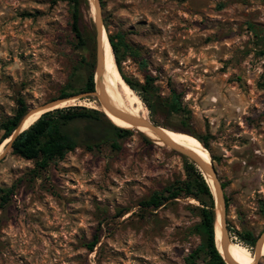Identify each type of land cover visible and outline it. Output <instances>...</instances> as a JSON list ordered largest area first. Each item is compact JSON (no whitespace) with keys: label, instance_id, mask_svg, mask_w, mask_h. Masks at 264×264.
<instances>
[{"label":"rangeland","instance_id":"rangeland-1","mask_svg":"<svg viewBox=\"0 0 264 264\" xmlns=\"http://www.w3.org/2000/svg\"><path fill=\"white\" fill-rule=\"evenodd\" d=\"M99 1L103 31L122 40V72L139 82L151 75L163 97L176 90L190 110V128L206 141L225 183L230 241L242 244L233 230L258 237L264 231V0ZM90 5H82L80 20L88 53L77 47L68 0H0V121L14 114L19 97L27 116L57 100L72 73L83 76L81 56L91 54L95 69ZM82 100L101 103L95 96ZM147 115L189 134L177 117H152L148 108ZM7 143L0 146V264H185L200 244L195 198L157 209L140 205L185 179L189 159L138 129L119 139L117 149L109 142L91 151L78 146L40 172ZM197 256L201 264L205 254ZM257 262L264 264L263 256Z\"/></svg>","mask_w":264,"mask_h":264},{"label":"trees","instance_id":"trees-1","mask_svg":"<svg viewBox=\"0 0 264 264\" xmlns=\"http://www.w3.org/2000/svg\"><path fill=\"white\" fill-rule=\"evenodd\" d=\"M68 3L71 7V29L77 39V47L89 53V37L80 27L81 9L86 0H68ZM108 40L122 78L131 86L130 88L137 92L152 117L154 114H160L163 117H177L180 125L187 127L189 129L187 130L188 133L195 136L205 148H208L203 137L191 130L190 110L183 103L180 93L172 90L168 96L163 97L157 86L154 85L151 75L145 74L143 82L126 76L120 69L118 60V43L122 44V40L120 38L118 42H115L111 35H108ZM91 59V54L90 60H87L84 55L81 56L79 68L85 69L83 76L78 78L72 73V77L69 78L58 98L68 97L83 91H93L95 86L93 76L95 75L94 61ZM29 113L30 110L24 99L21 97L17 98L14 114L0 121V145L7 138L11 139L9 138L10 134L18 124L21 126ZM152 121L159 124L153 118ZM132 131L131 128L117 125L99 109L70 105L41 114L40 117L11 140L10 149L12 154L26 160H32L34 162L33 170L40 172L46 169L51 162L63 159L67 152L74 150L78 146L91 151L94 148H98L102 143L109 142L113 148L117 149L119 148L118 140L126 138ZM184 168L185 179L174 181L164 188L162 192H153L148 198L140 201V205L149 209H157L168 200H174L179 197L195 198L199 203L195 208L200 218V222L196 225L200 244L196 250L188 254L185 258V264H199L197 263V254L200 251L205 254V259L202 260L201 264H227L216 243V219L211 187L203 178L204 174L202 175L195 164L185 160ZM221 186L224 188L225 183H221ZM6 197L7 195L2 200H5ZM224 199L227 206L228 198L224 197ZM228 231L231 232L229 226ZM233 232L244 246L251 249L254 248L257 236L252 231L233 230ZM95 243L96 240H93L89 244L91 250Z\"/></svg>","mask_w":264,"mask_h":264},{"label":"bare ground","instance_id":"bare-ground-1","mask_svg":"<svg viewBox=\"0 0 264 264\" xmlns=\"http://www.w3.org/2000/svg\"><path fill=\"white\" fill-rule=\"evenodd\" d=\"M90 4V10L92 14H94V6L92 0H90ZM99 40L102 48V56L101 68L95 73V90L90 94H78L69 97L58 98L57 100L46 104L45 106L41 107L37 112L27 116L23 120L21 126H18V130L16 129L14 134L26 128L29 124H31L38 117H40V115L44 112L74 104L92 105L94 107L102 109L103 111L116 117L119 121L122 122H117L114 118L110 116L114 123L125 127H129L130 124L118 117V115L115 114L114 110L117 109L119 111L126 112L130 115L142 119L148 118L147 108L145 107V105H143V102L137 95V93L132 88H130L131 86H129L124 81L122 75L118 70V64L116 65V59L114 58V54L109 43L107 33L105 31L101 30ZM88 95L97 97L98 100L101 101V103L91 102L90 100H82L85 99V96ZM138 130L152 138V140L156 143L163 144L149 128L139 126ZM161 131L169 140L194 151L199 156H201L206 163H209L210 152L207 148L202 145V143L196 137L192 136L191 134L169 130L163 127H161ZM14 134L9 137L11 139L7 138V140H5L4 143H2L1 145L7 142L10 143ZM202 171L203 173H206L207 177H205V179L211 187V190L214 192V180L212 176L204 170ZM221 218L222 216L220 213V209L217 207L215 220L216 243L224 259L230 264H255V258L253 256L254 253L252 254L246 246L230 241L228 235L224 233ZM260 254L264 255V239L262 242Z\"/></svg>","mask_w":264,"mask_h":264},{"label":"water","instance_id":"water-1","mask_svg":"<svg viewBox=\"0 0 264 264\" xmlns=\"http://www.w3.org/2000/svg\"><path fill=\"white\" fill-rule=\"evenodd\" d=\"M92 3H93V6H94V24H95V27H96V59H95V69H94V75H95V73L97 71H99L100 68H101L102 48H101V45H100L99 36H100L101 30H103V27H102V23H101V19H100V8H101L100 1L99 0H92ZM94 85H95V80H94ZM94 89H95V86H94ZM94 89H93V91H94ZM93 91H83V92H79V93H76V94H73V95L90 94ZM70 96H72V95H70ZM85 97H93V96L88 95V96H85ZM74 105H76V104H74ZM114 112H115V114L118 115V117H120L121 119H123L126 122H128L130 124V126L128 128H131L132 130L133 129H138L139 126H144V127L149 128L164 145L169 146L170 148L178 151L179 153H181L182 155L187 157V159H189L190 162L195 164V166L200 170L202 175H203L202 170H204L205 172L209 173L212 176V178L214 180V189H215L214 192L211 190L212 193H213V197H214L215 219H216V210H217V207H218L220 209V213H221V216H222L221 219H222V226H223V229H224V233L227 235V228H226V224H225V206L226 205H225V199H224V194H223V190H222L223 188L221 186V182H219V180H218L217 171H216V168L213 165V161H212L211 155H210L209 163H206L204 161V159L201 156H199L197 153H195L194 151H192L190 149H187V148H185V147H183V146H181L179 144H176L175 142L169 140L163 134V132L161 131V127L156 125L151 120L135 117L133 115H130V114H128L126 112H123V111H119L117 109L114 110ZM18 125L13 130V132L10 134V136L13 135V133L16 131V129L18 128ZM24 129H22V130H24ZM22 130L16 132L14 134L13 138L17 134H19ZM147 137H149V136H147ZM150 139H152V138H150ZM7 148H10V143L9 142L7 143ZM203 178L205 179L204 175H203ZM205 181H206V179H205ZM263 239H264V231L257 237L256 243H255V246H254V254H253V256L255 258V264H258L257 260L259 259L260 256H263V255L260 254ZM223 259H224V257H223ZM224 261L227 264H230L225 259H224Z\"/></svg>","mask_w":264,"mask_h":264}]
</instances>
